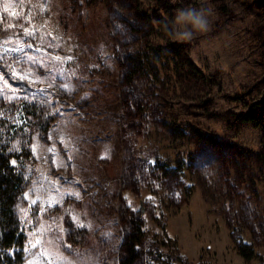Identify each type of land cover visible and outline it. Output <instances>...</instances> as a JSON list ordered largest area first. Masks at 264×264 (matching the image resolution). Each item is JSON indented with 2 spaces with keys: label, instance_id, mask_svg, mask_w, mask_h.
<instances>
[{
  "label": "rangeland",
  "instance_id": "1",
  "mask_svg": "<svg viewBox=\"0 0 264 264\" xmlns=\"http://www.w3.org/2000/svg\"><path fill=\"white\" fill-rule=\"evenodd\" d=\"M173 2L0 0V53L18 49L0 59V97L43 99L53 118L33 140L36 174L18 211L20 264H120L125 221L137 210L149 243L161 249L153 264L170 255L189 264H264V178L244 187L242 176L197 157L166 125L201 126L232 149L262 151L261 128L237 117L259 116L264 105V0ZM157 6L169 23L160 36L156 18L153 30L135 19L137 11L156 17ZM187 8L207 9L211 26L183 42L170 33ZM159 38L180 41L190 61L178 89L122 76ZM136 95L150 120L125 114L124 99ZM181 159V172L158 170ZM234 239L255 250L251 260Z\"/></svg>",
  "mask_w": 264,
  "mask_h": 264
},
{
  "label": "trees",
  "instance_id": "2",
  "mask_svg": "<svg viewBox=\"0 0 264 264\" xmlns=\"http://www.w3.org/2000/svg\"><path fill=\"white\" fill-rule=\"evenodd\" d=\"M134 1L137 3L138 0ZM167 2L172 5L175 3L173 0H167ZM129 6H131L130 3ZM161 11L162 9L157 6L156 17H150L145 11H137L139 13L135 19L139 20L138 17H142L145 24L147 22L150 26L148 27L153 30L152 22L153 18H156L158 23L156 35L160 36L162 29L168 28V26L165 27L167 20L165 21ZM143 27L147 30L146 25ZM159 40L165 42L166 45L158 41L159 44L150 45V48L147 49L148 52L144 53L143 59L131 57L128 69H123L122 76H128L129 80L138 73V75L146 76L148 79L159 81V83L172 82L174 89H178L176 84L179 80L190 75L187 68V66L189 68L191 66L190 61L181 57L184 45L180 41H164L165 39L160 38ZM167 48H170L173 53L166 52ZM171 54H175V56ZM262 102L264 103V98ZM139 103L140 99H137V95L134 96V99L126 97L124 99L125 114L131 118L135 113L141 111V117L150 120L149 117L152 116L148 110L150 106L142 110ZM261 107L259 116L258 111L242 114L237 117V122L260 127L264 134V105ZM157 111H159L158 107L153 105V113ZM52 120L51 113L43 99L0 97V264H20L23 261L24 234L20 229L18 211L25 204L24 194L36 174L33 140L47 131ZM130 122L134 123L133 120ZM166 125L178 139H186L188 146L189 143L191 145L193 143L197 157L203 155L215 157L223 167L224 174L242 176L240 180L244 187L261 184L264 178V144L262 151L252 154L250 151H238L232 149L230 145H223L217 137L208 135L201 126L193 127L186 123L174 122ZM13 160L16 162L15 165L12 164ZM176 164V166L168 163L162 164L158 170L164 177L177 169L180 172L183 171L184 160L181 159ZM252 168L255 169L254 172L251 171ZM142 212L141 210L135 211V219L125 221V236L121 247L123 255L120 264H145L146 257H148V262L153 264L151 261L158 262L159 257L162 258L161 249L149 243V234L144 229L145 222L142 219L144 216H142ZM234 240L238 254L246 260H251L255 250L240 240ZM173 262L189 264L181 257L166 256L164 264H173Z\"/></svg>",
  "mask_w": 264,
  "mask_h": 264
},
{
  "label": "clouds",
  "instance_id": "3",
  "mask_svg": "<svg viewBox=\"0 0 264 264\" xmlns=\"http://www.w3.org/2000/svg\"><path fill=\"white\" fill-rule=\"evenodd\" d=\"M210 26V13L207 9L187 8L177 13L170 34L180 41L189 42L197 33L207 31Z\"/></svg>",
  "mask_w": 264,
  "mask_h": 264
},
{
  "label": "snow or ice",
  "instance_id": "4",
  "mask_svg": "<svg viewBox=\"0 0 264 264\" xmlns=\"http://www.w3.org/2000/svg\"><path fill=\"white\" fill-rule=\"evenodd\" d=\"M25 31H27V29ZM15 51H18V49H14V48L13 49H5L3 53H0V59L3 58V55H5V54H7L9 52H15ZM14 59H17V58H14ZM11 74H12L13 77H17L18 76V73L15 72V71H12ZM18 78L20 80H24L25 79V76L21 74V75L18 76ZM17 98H20V97H12V99H17ZM15 163H16L15 160H13L12 161V164L15 165ZM33 203H35V201H33ZM72 219H73V221L76 220L75 217H73ZM77 227L83 228V225L82 224H78Z\"/></svg>",
  "mask_w": 264,
  "mask_h": 264
}]
</instances>
